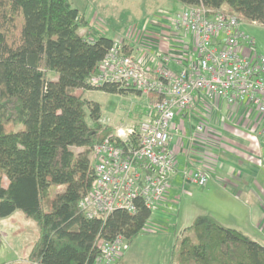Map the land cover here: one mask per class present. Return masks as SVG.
Returning <instances> with one entry per match:
<instances>
[{
    "label": "trees",
    "instance_id": "trees-1",
    "mask_svg": "<svg viewBox=\"0 0 264 264\" xmlns=\"http://www.w3.org/2000/svg\"><path fill=\"white\" fill-rule=\"evenodd\" d=\"M177 1L264 25V0ZM88 27L70 0H0V218L22 211L39 229L26 259L15 264H96L99 241L122 235L130 243L152 215L141 200L134 213L117 210L107 219H88L79 209L96 178L90 149L108 139L129 146L115 138L102 105L84 92L141 94L91 86L115 42L79 33ZM130 144L137 146V138ZM60 186L65 190L51 198ZM172 263L264 264V247L211 215H198L174 245Z\"/></svg>",
    "mask_w": 264,
    "mask_h": 264
},
{
    "label": "built area",
    "instance_id": "built-area-1",
    "mask_svg": "<svg viewBox=\"0 0 264 264\" xmlns=\"http://www.w3.org/2000/svg\"><path fill=\"white\" fill-rule=\"evenodd\" d=\"M171 22L176 30L192 36V54L184 58L180 70L169 68V55H161L162 64L151 69L126 54L124 44L114 43L91 78L93 88L118 85L155 98L138 127L116 130L115 138L129 144L126 150L109 139L90 149L96 178L91 192L79 202L88 219H107L117 210L134 213L136 200L153 212L165 200L177 172L169 150L177 130L175 120L196 95L210 104L249 106L264 116V56L257 53L255 39L244 29L246 21L223 8L185 6ZM134 35L135 30L127 38ZM206 127V123L197 126V134ZM261 134L264 139V131ZM133 137L137 146L130 144ZM182 178L200 189L209 181L203 170L184 171ZM99 245L96 264H114L126 241L119 235Z\"/></svg>",
    "mask_w": 264,
    "mask_h": 264
},
{
    "label": "crops",
    "instance_id": "crops-1",
    "mask_svg": "<svg viewBox=\"0 0 264 264\" xmlns=\"http://www.w3.org/2000/svg\"><path fill=\"white\" fill-rule=\"evenodd\" d=\"M97 12L93 15L89 7L81 12L89 23L82 33L79 30L81 35L91 39L108 36L109 32L105 31L108 17H103L101 9ZM171 21L172 17L159 14L144 19L138 25L139 45L133 40L135 35L130 39L124 34L109 38L124 44L131 55L151 69L162 64L161 55H169V68L178 71L184 58L192 54V36L176 30ZM109 110L106 111L112 114ZM201 123H206V130L197 134L196 128ZM175 129L169 150L176 160L177 172L171 178L167 197L156 205L146 226L167 229L163 221L172 219L166 210L174 203L176 194L193 197L195 192L206 204L202 209L191 210L181 220V236L195 217L211 215L222 225L242 232L264 247V139L261 134L264 116L249 106L223 101L210 104L198 94L190 107L178 113ZM193 170H203L209 177L200 192L182 178L184 171Z\"/></svg>",
    "mask_w": 264,
    "mask_h": 264
},
{
    "label": "rangeland",
    "instance_id": "rangeland-1",
    "mask_svg": "<svg viewBox=\"0 0 264 264\" xmlns=\"http://www.w3.org/2000/svg\"><path fill=\"white\" fill-rule=\"evenodd\" d=\"M74 7L84 12L89 7L93 15L102 10L103 17H108L109 22L105 31L107 37L116 38L118 34L126 37L135 30L134 41L138 44V25L153 15L174 16L182 10V5L177 0H70ZM244 29L255 39L256 51L264 56V25L246 21ZM84 30H81V33ZM117 33V34H116ZM50 79H57L58 75L50 72ZM84 98L96 101L102 105L103 122L115 129L138 127L143 115L142 110L150 104L153 97L143 96L137 92H129L126 95L105 93L100 90L84 92ZM110 109V110H109ZM113 111V113H109ZM115 112V113H114ZM76 153L81 148H73ZM6 183V182H5ZM188 186H190L188 184ZM192 189L202 190L195 186ZM65 186L53 187L51 198L63 192ZM173 204L166 210L172 219L163 221L167 229H156L146 226L144 230L134 238L119 253L114 264H173L172 252L174 245L180 240L181 220L190 215L191 210L202 209L206 201L200 199V195L194 192V196L185 193L176 194ZM199 209V210H200ZM153 218V217H152ZM162 221V220H161ZM191 225V224H190ZM37 225L29 220L22 211H16L11 216L0 218V264H12L16 261H24L30 249L38 237Z\"/></svg>",
    "mask_w": 264,
    "mask_h": 264
}]
</instances>
